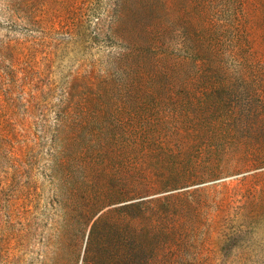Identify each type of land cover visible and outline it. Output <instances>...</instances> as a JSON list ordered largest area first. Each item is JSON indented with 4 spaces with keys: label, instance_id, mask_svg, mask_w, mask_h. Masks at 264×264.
<instances>
[{
    "label": "rangeland",
    "instance_id": "rangeland-1",
    "mask_svg": "<svg viewBox=\"0 0 264 264\" xmlns=\"http://www.w3.org/2000/svg\"><path fill=\"white\" fill-rule=\"evenodd\" d=\"M0 264H264V0H0Z\"/></svg>",
    "mask_w": 264,
    "mask_h": 264
}]
</instances>
